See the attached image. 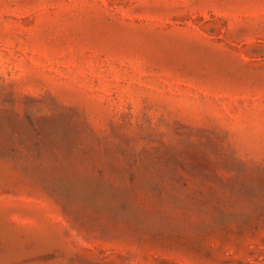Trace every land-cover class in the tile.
<instances>
[{
	"label": "rangeland",
	"instance_id": "1",
	"mask_svg": "<svg viewBox=\"0 0 264 264\" xmlns=\"http://www.w3.org/2000/svg\"><path fill=\"white\" fill-rule=\"evenodd\" d=\"M0 264H264V0H0Z\"/></svg>",
	"mask_w": 264,
	"mask_h": 264
}]
</instances>
